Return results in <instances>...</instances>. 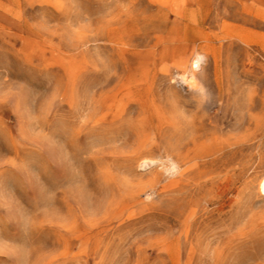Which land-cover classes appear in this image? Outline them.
Here are the masks:
<instances>
[{"label":"rangeland","instance_id":"obj_1","mask_svg":"<svg viewBox=\"0 0 264 264\" xmlns=\"http://www.w3.org/2000/svg\"><path fill=\"white\" fill-rule=\"evenodd\" d=\"M263 179L264 0H0V264H264Z\"/></svg>","mask_w":264,"mask_h":264},{"label":"bare ground","instance_id":"obj_2","mask_svg":"<svg viewBox=\"0 0 264 264\" xmlns=\"http://www.w3.org/2000/svg\"><path fill=\"white\" fill-rule=\"evenodd\" d=\"M203 56L202 55H197V57L194 59V61H193V71L194 70H196V69H198V68H201V58H202ZM181 79L185 82V83H187L188 85H190L191 86V88H192V86H195L196 85V77H195V74H194V72H192L191 74H183L182 76H181ZM261 188L263 189V191H264V179H263V181H262V184H261Z\"/></svg>","mask_w":264,"mask_h":264}]
</instances>
